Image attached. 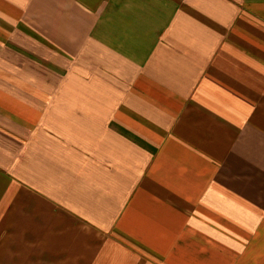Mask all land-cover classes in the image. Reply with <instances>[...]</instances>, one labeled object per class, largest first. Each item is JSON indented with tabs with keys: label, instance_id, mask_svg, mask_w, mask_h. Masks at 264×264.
Here are the masks:
<instances>
[{
	"label": "crops",
	"instance_id": "crops-1",
	"mask_svg": "<svg viewBox=\"0 0 264 264\" xmlns=\"http://www.w3.org/2000/svg\"><path fill=\"white\" fill-rule=\"evenodd\" d=\"M0 264H264V0H0Z\"/></svg>",
	"mask_w": 264,
	"mask_h": 264
}]
</instances>
